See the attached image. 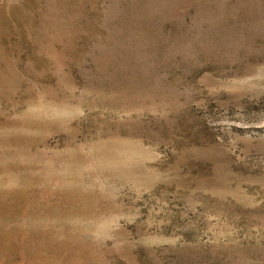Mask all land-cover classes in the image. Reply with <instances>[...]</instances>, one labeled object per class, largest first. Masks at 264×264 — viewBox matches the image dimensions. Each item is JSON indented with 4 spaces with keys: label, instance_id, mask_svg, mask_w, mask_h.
<instances>
[{
    "label": "rangeland",
    "instance_id": "rangeland-1",
    "mask_svg": "<svg viewBox=\"0 0 264 264\" xmlns=\"http://www.w3.org/2000/svg\"><path fill=\"white\" fill-rule=\"evenodd\" d=\"M0 264H264V0H0Z\"/></svg>",
    "mask_w": 264,
    "mask_h": 264
}]
</instances>
